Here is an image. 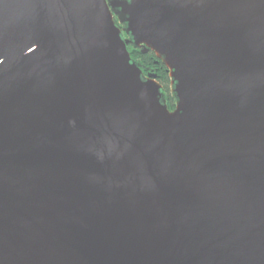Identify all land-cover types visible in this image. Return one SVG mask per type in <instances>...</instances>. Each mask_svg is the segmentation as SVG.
Masks as SVG:
<instances>
[{"label": "water", "instance_id": "1", "mask_svg": "<svg viewBox=\"0 0 264 264\" xmlns=\"http://www.w3.org/2000/svg\"><path fill=\"white\" fill-rule=\"evenodd\" d=\"M0 264H264V0H0Z\"/></svg>", "mask_w": 264, "mask_h": 264}, {"label": "flooded vegetation", "instance_id": "2", "mask_svg": "<svg viewBox=\"0 0 264 264\" xmlns=\"http://www.w3.org/2000/svg\"><path fill=\"white\" fill-rule=\"evenodd\" d=\"M116 23L118 24L116 18L114 17ZM119 25V24H118ZM119 27H121L119 25ZM139 52V57H138V65L142 71V77L144 79L148 78L149 76L153 75L155 76L154 80L159 83L162 88L164 87V85L162 84L163 82V79H166V77L168 78L169 80V87L171 86L170 85V78H169V75H168V72L166 71V69H163L162 67H157L159 66V64L162 62L161 61H152L150 62V60L146 59L144 56L148 54V52L146 53H142L141 50L139 48L135 49ZM164 74V75H163ZM168 87V88H169ZM168 94L170 95L171 94V90L169 89V92ZM171 96V95H170ZM172 97V96H171ZM172 106H174V103L172 104Z\"/></svg>", "mask_w": 264, "mask_h": 264}, {"label": "trees", "instance_id": "3", "mask_svg": "<svg viewBox=\"0 0 264 264\" xmlns=\"http://www.w3.org/2000/svg\"><path fill=\"white\" fill-rule=\"evenodd\" d=\"M128 52H129V54H130V58L134 61V62H138V57H139V52L137 51V50H135V48H133L132 46H129L128 47ZM146 59H148V60H150V62H152V61H158L159 62V60H157L156 59V57L154 56V54L150 51V52H148V54L147 55H145L144 56ZM160 63V62H159ZM157 67H162L163 69H166L165 67H164V65L163 64H159V66H157ZM164 75V74H163ZM162 84L164 85V87H163V94H164V96H165V99H166V105H167V107L171 110L172 108H173V106H172V104L174 103V100H173V98L168 94V92H169V89L171 90V86L169 87V80H168V78L166 77V79H163V82H162ZM169 87V88H168Z\"/></svg>", "mask_w": 264, "mask_h": 264}]
</instances>
